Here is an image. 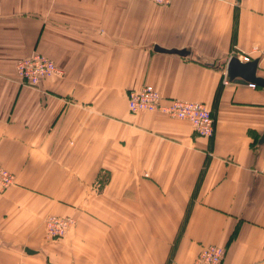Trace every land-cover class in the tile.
I'll list each match as a JSON object with an SVG mask.
<instances>
[{
  "label": "crops",
  "instance_id": "0c3cea01",
  "mask_svg": "<svg viewBox=\"0 0 264 264\" xmlns=\"http://www.w3.org/2000/svg\"><path fill=\"white\" fill-rule=\"evenodd\" d=\"M34 52L62 75L22 84ZM233 55L264 77V0H0V264H264V87L224 83ZM146 85L214 134L131 112ZM50 215L75 223L51 239Z\"/></svg>",
  "mask_w": 264,
  "mask_h": 264
},
{
  "label": "built area",
  "instance_id": "2783aa9c",
  "mask_svg": "<svg viewBox=\"0 0 264 264\" xmlns=\"http://www.w3.org/2000/svg\"><path fill=\"white\" fill-rule=\"evenodd\" d=\"M151 1L160 5L170 2V0ZM232 57L246 61L250 59L247 55H233ZM16 68L22 84L29 86H37L43 79L60 76L63 73L52 59L38 52L19 59ZM224 83H229L227 76L224 78ZM249 86L256 87L257 84L250 82ZM128 106L133 113L155 111L170 117L188 120L199 135L212 136L215 131L214 116L204 103L184 99H166L153 85L131 89L128 92ZM15 180L14 173L0 162V192L9 189L15 183ZM74 223L75 220L71 216L50 215L45 223L46 233L51 239L60 238ZM224 253L225 249L222 246H205L192 264H221Z\"/></svg>",
  "mask_w": 264,
  "mask_h": 264
},
{
  "label": "water",
  "instance_id": "95a60500",
  "mask_svg": "<svg viewBox=\"0 0 264 264\" xmlns=\"http://www.w3.org/2000/svg\"><path fill=\"white\" fill-rule=\"evenodd\" d=\"M157 51H169L168 49L160 46H155ZM258 60H250L241 62L237 57H232L227 64V77L237 82H254L259 86L264 87V77L256 75ZM264 142V133L261 136L259 143ZM29 253L35 252L29 248H26Z\"/></svg>",
  "mask_w": 264,
  "mask_h": 264
},
{
  "label": "rangeland",
  "instance_id": "374dc122",
  "mask_svg": "<svg viewBox=\"0 0 264 264\" xmlns=\"http://www.w3.org/2000/svg\"><path fill=\"white\" fill-rule=\"evenodd\" d=\"M2 163V162H1ZM2 165L4 166V167H6L3 163H2ZM10 170V169H9ZM11 171V170H10ZM11 172H13V171H11ZM14 173V172H13ZM15 175V174H14ZM15 177H16V175H15Z\"/></svg>",
  "mask_w": 264,
  "mask_h": 264
}]
</instances>
